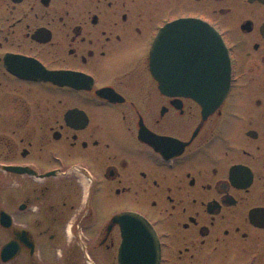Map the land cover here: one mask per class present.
<instances>
[{
  "label": "flooded vegetation",
  "instance_id": "1",
  "mask_svg": "<svg viewBox=\"0 0 264 264\" xmlns=\"http://www.w3.org/2000/svg\"><path fill=\"white\" fill-rule=\"evenodd\" d=\"M180 19L228 49L205 117L193 40L151 68ZM149 230L157 264H264V0H0V264H150Z\"/></svg>",
  "mask_w": 264,
  "mask_h": 264
},
{
  "label": "water",
  "instance_id": "2",
  "mask_svg": "<svg viewBox=\"0 0 264 264\" xmlns=\"http://www.w3.org/2000/svg\"><path fill=\"white\" fill-rule=\"evenodd\" d=\"M189 39L193 40L194 51L197 55H201V74L206 76L201 83L192 82L190 84L189 93L192 97L202 101L203 117L211 113L214 108L225 98L230 82V62L228 49L221 37V34L209 24L200 20L180 19L165 25L159 32L151 51V68L155 76L162 85V74L164 64V54L167 50L170 53H181L183 42L188 43ZM169 44V49L167 48ZM176 48V50H174ZM199 67V63H196ZM211 68L210 71H206ZM199 84L201 89L199 90ZM196 86V87H195ZM140 222L137 227L142 229L146 227L144 220L138 217ZM122 229H130V226L124 225ZM124 244H136L138 249L143 245H148V262L157 264L158 262V244L151 230L148 231L147 238H138L136 241L131 234L126 233ZM153 246V249H152ZM140 260H144L142 257Z\"/></svg>",
  "mask_w": 264,
  "mask_h": 264
}]
</instances>
